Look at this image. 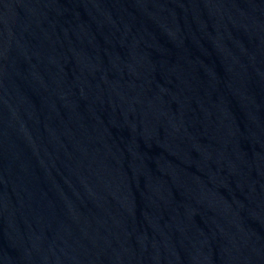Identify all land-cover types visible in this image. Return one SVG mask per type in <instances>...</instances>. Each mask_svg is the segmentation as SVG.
<instances>
[{
	"label": "water",
	"instance_id": "obj_1",
	"mask_svg": "<svg viewBox=\"0 0 264 264\" xmlns=\"http://www.w3.org/2000/svg\"><path fill=\"white\" fill-rule=\"evenodd\" d=\"M0 264H264V0H0Z\"/></svg>",
	"mask_w": 264,
	"mask_h": 264
}]
</instances>
